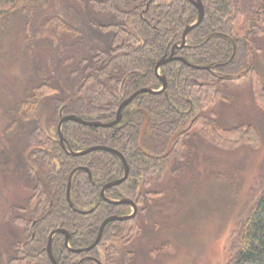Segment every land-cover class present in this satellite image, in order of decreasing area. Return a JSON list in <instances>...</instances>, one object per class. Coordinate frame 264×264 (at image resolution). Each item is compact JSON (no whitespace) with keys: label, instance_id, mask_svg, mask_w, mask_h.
Listing matches in <instances>:
<instances>
[{"label":"trees","instance_id":"trees-1","mask_svg":"<svg viewBox=\"0 0 264 264\" xmlns=\"http://www.w3.org/2000/svg\"><path fill=\"white\" fill-rule=\"evenodd\" d=\"M241 1L201 0L204 17L190 30L187 39L190 45L175 51L188 62L208 65L209 69L170 60L160 69L167 80L165 90L137 94L123 108L116 125L102 127L74 120L63 123L61 130L68 150L103 144L119 150L125 157L128 176L109 188L108 196L130 197L140 211L146 212L154 201L152 195L160 193L150 184H159L167 172L178 174L183 171L189 163L187 158L194 152L196 136L221 148L246 141L245 137L251 141L252 136L258 145L259 135L252 124L224 127L210 113L203 114L215 99L230 98V94L217 87L220 83L238 80L247 73L256 76L260 88L253 91V81V98L264 106V86L257 67L249 60L253 59L249 55L250 46L259 51L260 47L253 39L233 34L235 26L241 23ZM248 1L249 9L254 13L248 32L264 36V0ZM257 4L260 6L258 11L254 8ZM196 16L197 10L188 0H0V30L6 34L15 30L23 32L28 26L32 37L38 36L40 40L41 36L45 37L41 54L45 51L49 54L48 62L40 59L36 64V73L41 76L23 88L16 108L8 109L12 119L7 130L14 124L32 121L29 158L43 171L48 170L44 183L37 186L41 197L34 211L40 210L38 219L32 224L20 219L21 223L28 222L25 224L28 239L15 241V255H10V264H29L31 258L37 257L43 264H52L45 249L52 229H66L72 233L71 246H83L95 238L106 216L129 210L127 205L109 204L99 196L105 182L123 174L120 157L101 149L78 156L67 153L57 133L54 138H49L41 131L36 113L38 100L45 94L59 92L56 81L66 79L76 93L72 98L54 97L56 122L61 111L88 120H112L121 100L133 91L143 86L160 87L154 72L156 61L169 50L172 42L181 38L185 25ZM209 33L212 35L208 37ZM51 34L57 37L55 43L48 38ZM66 34L70 41L64 40ZM24 39L28 42L26 35ZM27 48L30 50L31 44ZM243 67L246 69L240 72ZM143 112L148 115V123L140 148L138 140ZM183 129L172 141L168 154L162 156L171 135ZM59 155L63 159L58 161L56 156ZM84 167L89 169L91 176ZM74 168L77 169L70 184L72 207L66 197V186ZM44 188L49 189L48 194ZM94 205L85 213L76 210H88ZM134 219L135 216L108 222L99 243L126 229L130 240L139 233L140 227L133 224L126 228L124 225ZM232 236L231 253L225 264H264V183ZM96 248L88 252L90 257L80 259L84 253L69 251L61 233L54 235L51 244L52 255L58 264H97L93 260H99L93 256L97 255L94 253ZM36 249L41 250L37 252ZM108 259L103 264H112ZM33 263L42 264L39 261Z\"/></svg>","mask_w":264,"mask_h":264},{"label":"rangeland","instance_id":"rangeland-1","mask_svg":"<svg viewBox=\"0 0 264 264\" xmlns=\"http://www.w3.org/2000/svg\"><path fill=\"white\" fill-rule=\"evenodd\" d=\"M249 2L241 1V23L235 26L233 34L253 39L260 47L259 51L250 46L249 55L253 59L249 60L257 67L264 86V36L248 32L254 16ZM259 7V4L254 6L257 11ZM256 22L261 25L259 20ZM48 36L49 40L52 38L56 42V36ZM64 36V40L70 41L67 34ZM41 38L32 37L28 26L23 32L15 30L6 34L0 30V264H10V255H15V241L28 239L25 236V224L28 222L21 223L20 219L29 220L31 224L38 219L40 210L34 211L41 197L37 186L44 183L48 172L47 168L43 171L36 161L29 158L32 121L6 129L12 119L8 109H15L23 88L41 76L36 73L38 60L48 62V52L41 54L45 37ZM30 44L29 50L27 46ZM245 69L241 68L240 72ZM56 83L60 91L43 95L36 105L39 126L49 138H54L57 133L54 97L72 98L76 93L66 79ZM252 84L256 92L260 86L251 73L238 80L220 83L217 87L230 94V98L215 99L203 114L210 113L224 127L252 124L259 135L258 145L252 136L251 141L245 137L246 141L221 148L191 135L195 147L194 152L189 157L187 155L189 163L182 172H167L159 184H150L154 191L160 193L155 197L152 195L154 201L146 212L138 209L133 222L124 225L126 228L138 225L139 233L129 240L130 234L125 228L119 235L108 236L104 243L102 240L97 248L94 247L97 255L93 256L102 263L109 258L112 264L226 263L231 253L233 231L248 214L264 183V106L255 102ZM58 113L60 115V110ZM56 158L59 161L63 156ZM44 190L48 194L49 189ZM40 250L36 249L37 252ZM35 261L44 263L37 257L31 258L29 264Z\"/></svg>","mask_w":264,"mask_h":264},{"label":"water","instance_id":"water-1","mask_svg":"<svg viewBox=\"0 0 264 264\" xmlns=\"http://www.w3.org/2000/svg\"><path fill=\"white\" fill-rule=\"evenodd\" d=\"M193 5L196 7L197 9V17L196 19L191 22V23H188L185 25L183 31H182V34H181V40L179 41V43H175L173 44V46L171 47V51L169 53V55H162L155 63V67H154V72L156 74V76L159 78V80L161 81V85L159 88H152L151 86H143L141 88H138L136 89L135 91H133L131 94H129L126 98H124L123 100H121V102L119 103L118 107H117V110H116V114H115V117L112 119V120H109V121H102V120H88V119H84L78 115H75V114H62L57 122V127H56V131H57V134L59 136V142L60 144L65 148V145H64V137H63V134H62V125L63 123L66 121V120H74L76 122H79V123H82V124H86V125H94V126H102V127H110L112 125H114L116 122H118L121 118V110L122 108L127 105L129 102H131L135 96L141 92H151V93H159V92H162L164 91L165 87H166V79H165V76L159 72V68L160 66L165 63V62H168L170 60H180L182 62H185L195 68H205V69H209V66L208 65H198V64H192L190 62H188L184 57L182 56H178V55H173V52H174V49L175 47H182L183 45L186 44V36L188 34V32L194 28L195 26H197L200 21L202 20L203 18V13H204V10H203V5H202V2L201 0H190ZM147 123H148V115L146 112H144V119H143V122H142V125H141V128H140V133H139V140H138V145L139 147L141 148V138H142V135L144 133V130H145V127L147 126ZM185 129L181 130V131H176L174 132L169 141H168V144H167V147L165 149V151L161 154L162 156H165L166 154H168L169 150H170V145L172 143V141L178 136L180 135V133H182V131H184ZM97 149H101V150H107V151H110V152H113L115 154H117L121 161H122V164L124 166V172H123V175L119 178H116L114 180H111L107 183H105L101 189V196L104 200L110 202V203H114V204H119V203H126V204H129L131 205L132 207V211L131 213L129 214H126V215H118V214H111V215H108L107 217H105L102 222L100 223V226L98 228V232H97V235L94 239V241L87 245L86 247H83V248H71L68 244V239H69V232L66 230V229H63L61 227H57V228H54L50 231L49 235H48V239H47V244L45 246V249L49 255V258L52 262V264H57V261L55 260L54 256L52 255V252H51V241H52V237L56 234V233H62L64 234V243H65V246L70 249V250H73L75 252H80V251H87L89 249H91L92 247H94L97 242L99 241L100 237H101V234H102V230L104 228V226L106 225V223H108L109 221H112V220H124V219H127V218H131L135 215L136 211H137V207H136V204L131 200L129 199L128 197H123V198H120V199H111V198H108L105 196L104 192H105V189L111 185H115V184H118L120 182H122L126 177H127V174H128V164L126 162V159L125 157L123 156V154L113 148V147H110V146H107V145H103V144H95V145H90V146H87L85 148H82V149H78V150H68L67 148H65L66 152L71 154V155H75V156H78V155H84L88 152H91V151H94V150H97ZM77 168H74L71 170L70 174H69V177H68V182H67V186H66V197H67V200L69 202V204L73 207V203L72 201L70 200V195H69V188H70V183H71V175L73 174V172L76 170ZM84 169L88 172V174H90V171L88 168L84 167ZM77 211L79 212H82V213H85V212H88L90 211L91 209H88V210H82V209H76ZM37 264V263H36ZM98 264H102L100 261H98Z\"/></svg>","mask_w":264,"mask_h":264},{"label":"flooded vegetation","instance_id":"flooded-vegetation-1","mask_svg":"<svg viewBox=\"0 0 264 264\" xmlns=\"http://www.w3.org/2000/svg\"><path fill=\"white\" fill-rule=\"evenodd\" d=\"M188 1L193 5V3H192L190 0H188ZM193 6H194V5H193ZM194 7H195V6H194ZM195 8H196V7H195ZM196 10H197V9H196ZM194 20H195V19H194ZM194 20H193V21H194ZM193 21H192V22H193ZM181 34H182V33H181ZM188 34H189V33H188ZM188 34H187V36H188ZM211 35H212V33H209V34H208V37L211 36ZM187 36H186V44L183 45L182 47H177V46H176L175 49H174L173 55H178V54L175 53V51H176L177 48H183V47H185V46H187V45H190V44H188V42H187V38H188ZM180 40H181V38H180L179 40H176V41L172 42V44L169 45V48H168L169 50L167 49L169 52L166 51L163 55H165V54H166V55H169V53H170V51H171V47L173 46V44H175V43H179ZM178 56H180V55H178ZM182 57H183V56H182ZM209 68H210V66H209ZM125 98H126V97H125ZM123 99H124V98H123ZM123 99H122V100H123ZM125 106H126V105H125ZM125 106H124V107H125ZM124 107H123V108H124ZM123 108H122V110H123ZM122 110H121V116H122ZM143 113H144V112H143ZM120 119H121V118H120ZM143 119H144V118H143ZM169 139H170V138H169ZM168 141H169V140H168ZM64 143H65V141H64ZM167 144H168V143H167ZM93 145H95V144H93ZM61 146H62V145H61ZM62 147H63V146H62ZM63 148H64V147H63ZM65 148H66V146H65ZM65 148H64V150H65ZM65 151H66V150H65ZM81 168H82V167H81ZM84 170H85V169H84ZM85 171H86V170H85ZM128 172H129V170H128ZM87 173H88V172H87ZM88 175L91 176V174H88ZM122 175H123V174H122ZM122 175H121V176H122ZM121 176H120V177H121ZM127 176H128V174H127ZM118 178H119V177H118ZM126 178H127V177H126ZM126 178H125V179H126ZM114 179H116V178H114ZM114 179H112V180H114ZM125 179H124V180H125ZM124 180H123V181H124ZM109 181H111V180H109ZM109 181H107V182H109ZM67 182H68V181H67ZM107 182H105V183H107ZM105 183H104V184H105ZM120 183H121V182H120ZM104 184H103V185H104ZM118 184H119V183H118ZM103 185H102V187H103ZM116 185H117V184H115V185H111V186L107 187V188L105 189V192H104L105 196L108 197V198H111V199H120V198H123V197H127V196L111 197V196H108V195L106 194V192H107V190H108L109 188H111V187H113V186H116ZM102 187L100 188L99 196L101 197L102 200H104V199L102 198V196H101V189H102ZM128 198L131 199V200L136 204V207H137V210H138V206H137V203L135 202V200L132 199V198H130V197H128ZM104 201H105L106 203H109V204H114V203H110V202H108V201H106V200H104ZM121 204L127 205V206L129 207V210L126 211V212L111 213V214L126 215V214L131 213V211H132V207H131V205L126 204V203H119V204H115V205H121ZM95 205H96V204H95ZM95 205L92 206V207L89 208V209H93V208L95 207ZM136 213H137V211H136ZM136 213H135V214H136ZM111 214H109V215H111ZM134 216H135V215H134ZM134 216H133V217H134ZM106 217H107V216H106ZM133 217H131V218H133ZM131 218H127V219H124V220H128V219H131ZM101 222H102V221H101ZM109 222H110V221H109ZM106 224H107V223H106ZM99 226H100V225H99ZM56 228H57V227H56ZM63 229H64V228H63ZM103 230H104V228H103ZM103 230H102V233H103ZM97 232H98V231H97ZM56 234H57V233H56ZM56 234H55V235H56ZM61 234H62V233H61ZM69 234H70V236H69V239H68V244H69V246H70L71 248H83V247H86L87 245L91 244V243L94 241V239H95V238H94V239H93L89 244H87V245H83V246H71V244H70V239H71V234H72V233L69 232ZM48 235H49V234H48ZM62 235H63V244H64V246H65V243H64V239H65V238H64V234H62ZM96 235H97V233H96ZM96 235H95V237H96ZM53 237H54V236H53ZM53 237H52V239H53ZM101 237H102V234H101ZM101 237H100V239H101ZM100 239H99V241L97 242V244H96L94 247H96V246L98 245V243L100 242ZM51 244H52V241H51ZM45 246H46V245H45ZM65 247H66V246H65ZM94 247H92L91 249H89V250H87V251H80V252H76V253H78V254H82V253H84V254H82V255H84V256L81 255V256H80V259H83V258H86V257H90V256L88 255V254H89L88 252H90V250H92ZM66 248H67V247H66ZM67 249H68V248H67ZM68 250L71 251V252H75V251L70 250V249H68ZM46 254H47V256L49 257L47 251H46ZM54 258H55V257H54ZM49 259H50V258H49ZM55 260L57 261L56 258H55ZM93 260L98 264V261H99L100 259H99V260H97V259H96V260L93 259ZM50 261H51V260H50ZM100 261H101V260H100ZM101 263H102V262H101ZM57 264H58V262H57ZM102 264H103V263H102Z\"/></svg>","mask_w":264,"mask_h":264}]
</instances>
